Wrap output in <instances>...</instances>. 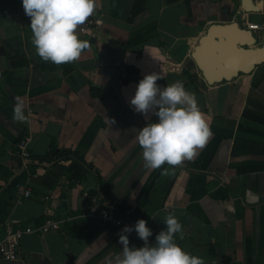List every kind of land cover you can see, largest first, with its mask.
I'll list each match as a JSON object with an SVG mask.
<instances>
[{
    "label": "crops",
    "instance_id": "1",
    "mask_svg": "<svg viewBox=\"0 0 264 264\" xmlns=\"http://www.w3.org/2000/svg\"><path fill=\"white\" fill-rule=\"evenodd\" d=\"M250 4L260 11L244 12L242 0H96L77 28L87 46L66 74L62 63L36 64L21 0H0V199L12 205L0 240L7 226L56 225L24 236L18 259L0 264H107L122 250L125 225L106 224L86 192H103L101 205L112 210V200L130 205L131 225L146 219L152 242L175 215L182 224L175 241L204 264H264V62L250 68L264 42V0ZM153 72L161 86L183 81L212 132L192 159L156 169L145 167L133 129L158 117L146 119L129 103ZM22 136L27 162L17 149ZM66 148L92 166L83 182L64 171L70 159H48ZM30 167L22 183L31 197L9 193ZM128 235L130 245L144 244L135 231Z\"/></svg>",
    "mask_w": 264,
    "mask_h": 264
},
{
    "label": "clouds",
    "instance_id": "2",
    "mask_svg": "<svg viewBox=\"0 0 264 264\" xmlns=\"http://www.w3.org/2000/svg\"><path fill=\"white\" fill-rule=\"evenodd\" d=\"M25 14L30 17L33 44L44 61L60 64L77 59L87 42L79 39L77 28L96 8V0H21ZM162 76L157 73L144 75L130 98L133 110L145 115L151 112L158 117L139 129L134 140L142 149L145 167L156 169L162 164L179 165L192 159L197 149L203 147L212 135L210 126L194 93L189 92L183 81L166 86L157 84ZM15 116L25 119L23 105L17 104ZM174 169H162L163 173ZM166 228L150 241L153 230L146 219L139 218L134 225H125L119 234L122 250L105 257L107 264H204L202 257L186 251L175 241V234L182 230L178 217L169 213L164 220ZM135 231L144 241L142 246L130 245L129 235Z\"/></svg>",
    "mask_w": 264,
    "mask_h": 264
},
{
    "label": "built area",
    "instance_id": "3",
    "mask_svg": "<svg viewBox=\"0 0 264 264\" xmlns=\"http://www.w3.org/2000/svg\"><path fill=\"white\" fill-rule=\"evenodd\" d=\"M250 27L254 30H260L262 28L257 24H252ZM28 141L29 138L24 136L17 144L18 154L23 162H27L32 159L31 152L28 148ZM16 193L22 198H29L32 195V190L21 182L16 186ZM84 196L90 202V205H92L93 210L97 211L100 218L111 227L117 228L126 224H133L134 216L131 211H128L125 214H120L116 210L102 206L101 201L103 197L101 193L86 192ZM55 228L56 225L52 221H47L39 227H24L21 225L17 227L7 226L5 228L3 238L0 240V262L15 261L18 259L21 242L24 236L36 233H48L50 230Z\"/></svg>",
    "mask_w": 264,
    "mask_h": 264
},
{
    "label": "trees",
    "instance_id": "4",
    "mask_svg": "<svg viewBox=\"0 0 264 264\" xmlns=\"http://www.w3.org/2000/svg\"><path fill=\"white\" fill-rule=\"evenodd\" d=\"M36 64L42 68H53L54 62L52 61H44L41 59V57H38L35 60ZM64 66V72L66 74L73 71V66L69 64V62H62ZM130 69V68H129ZM129 73H138L136 69L129 70ZM24 137V136H22ZM21 137V138H22ZM20 138V139H21ZM19 139V140H20ZM50 161H61V160H71V163L68 166H64L63 169L66 172L68 178L74 182L80 183L83 182L87 176L88 173L92 170V166L88 164L84 158V156L71 148L61 149L57 152H55L50 158H48ZM21 160L19 159V164L17 169L21 168ZM34 169L30 167L28 170L23 171L10 185V187L7 189L9 193L15 194L16 193V186L18 183L26 181L31 175H33ZM104 192L107 193V190L104 189ZM103 193V192H102ZM101 193V194H102ZM104 194V193H103ZM102 194V196H104ZM116 210L121 213L125 214L126 212L130 211V205L112 200L111 202ZM12 211V205L6 202L4 199H0V225H5L6 220L8 219L10 213Z\"/></svg>",
    "mask_w": 264,
    "mask_h": 264
},
{
    "label": "water",
    "instance_id": "5",
    "mask_svg": "<svg viewBox=\"0 0 264 264\" xmlns=\"http://www.w3.org/2000/svg\"><path fill=\"white\" fill-rule=\"evenodd\" d=\"M168 3H173L179 0H166ZM244 4V12H259L260 8L256 5L252 6L250 4L251 0H242ZM258 38H256V42H258ZM256 44V43H255ZM253 52L255 53V56L253 58V62L250 68H255L257 65L261 64L264 62V42L262 47L254 49ZM249 68V69H250Z\"/></svg>",
    "mask_w": 264,
    "mask_h": 264
}]
</instances>
